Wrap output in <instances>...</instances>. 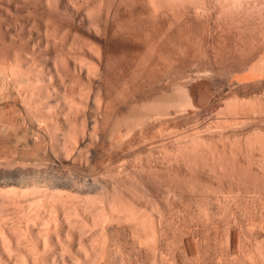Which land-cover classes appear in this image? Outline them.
I'll list each match as a JSON object with an SVG mask.
<instances>
[{"label":"rangeland","instance_id":"1","mask_svg":"<svg viewBox=\"0 0 264 264\" xmlns=\"http://www.w3.org/2000/svg\"><path fill=\"white\" fill-rule=\"evenodd\" d=\"M146 1L0 0V117L3 114L0 121H5V123L0 122V135H2L0 136V146L2 147H0V164L12 163L17 167L12 166V169L7 170L17 171L20 167L19 164L26 163L34 171L38 167H33V165L38 162L45 164L47 161L48 164L50 163L48 160L53 159V156L55 159L65 157L62 149L68 144L67 135L71 131H75L76 126L82 124L80 119L83 118L81 117L83 113L80 114L82 111L80 109L85 107H79L80 109L77 107L84 104L87 110L85 108L86 112H82L87 114L84 116L89 118V123L94 124L95 119L92 117H95L100 111L97 108L98 111L95 113L98 102L94 100L97 98L98 101V98L102 99L103 97L104 102L100 99L103 106H101V110L108 108L104 112L110 114H105V117V115L103 116L104 112H99L98 115L101 117L98 115L95 117L96 120L97 118L99 121L101 120L100 124L98 123L99 128H101V124L102 127H106L105 131L98 129L101 130V134L98 131L99 139L101 138L103 141H99L101 144L99 142L91 144L88 150L89 147H86L85 152L83 151L84 157L88 154L89 156H87L94 162L91 164L92 167L80 170L83 173L87 172L86 175L95 173L98 179L103 178L99 181L104 184L109 178L107 181L109 183L106 182L108 186L110 185L109 187L113 185L112 178L116 177V179H125L131 184L127 189L121 190V196L126 197V200L129 198L127 201L131 200L134 205L136 204L135 207L140 208L137 209L141 211L142 214L139 212L141 217H145L141 219L142 222L145 221L143 224L146 225L144 226L147 231V226H150L152 221L159 226L158 234H162L161 236L159 234L158 240L160 241L157 245L162 250V247H165L166 253L163 263L264 264V0H158L160 2L158 13H151ZM161 11L163 12L161 13ZM129 17L131 20L134 19L131 21ZM143 27L144 29H141ZM100 46L102 50H100ZM99 50L101 54L98 52ZM101 57L102 60H100ZM100 62L102 68L98 66L101 64ZM80 63H83L85 68ZM86 64H90L91 67L93 65V69L96 65L97 68H100L96 69L99 71L98 78L87 75L88 66H85ZM101 70H104L105 73ZM17 74H20L19 77ZM95 74L98 75V73ZM101 74L102 79L100 78ZM103 74L105 75L103 76ZM94 78L97 81L101 80L100 83ZM17 80L24 85L19 84ZM166 82H170L169 85L165 86ZM149 84H154L155 87ZM84 92L86 95L89 92L90 102L89 99H86L88 97L83 94ZM97 93H100L99 96ZM66 94L69 101L66 100ZM137 98L138 105L135 102ZM109 100L110 102H108ZM71 101L77 104L81 102V105L79 103L77 106ZM125 102L127 103L125 104ZM69 104L72 106L70 107ZM99 104L101 105V103ZM73 105L75 106L73 107ZM71 108H74V112ZM78 111L80 112L76 114ZM160 113L161 115H159ZM87 117L83 119L88 121ZM33 118L34 120H31ZM92 119L94 120L92 121ZM134 120H136L135 123H139V127L135 128L138 133L135 130L136 133L132 131L129 134L130 138L127 140H130L131 146L129 145L127 150L122 151L121 142L117 141L118 137L115 135L114 139L110 137L112 136L111 131L114 129L118 131L121 121L132 123ZM41 121H46V124ZM86 122L84 123L87 124ZM33 124L35 125L33 126ZM36 125L44 126L42 127V131L44 130L41 133L42 136L40 139L37 137V142L36 136L34 138L33 134L38 133L34 132L37 128ZM4 126L10 131L7 132L6 129L1 131ZM13 127H16L18 134L23 137L22 144L17 151L19 154L9 148L12 147L10 144L16 140ZM45 130H48V136ZM53 130L56 131L55 134L58 133V137L54 138L53 136L52 141ZM4 131L7 132V136H4ZM104 132L105 138H103ZM45 135L47 137H44ZM56 138H59L58 141ZM110 139L114 140L113 144ZM116 141L118 144L115 143ZM21 145H24L23 149ZM37 145L39 149H37ZM92 145H98L95 147L99 149L97 150ZM81 147L82 150L85 149L83 145ZM177 152H180L179 155ZM73 154L75 156L76 153ZM35 160L36 162H34ZM123 161L127 163L125 167L128 169L130 167L129 174L131 171L133 177L136 175L135 178L140 179V182L142 180L148 182L147 174L152 170L151 174L155 176L152 175L154 178L150 179L151 184L148 182L146 186L145 182L140 183L137 180H133L135 184H132L134 178H126L125 171H122L121 163L123 164ZM93 165L94 169L96 168L95 171H91ZM75 168L76 166L67 165L59 170L62 169L66 174H70L72 171L71 174H74L77 172ZM80 170L78 169V171ZM27 172L25 170L23 173ZM82 172L81 174H83ZM31 173L33 172L31 171ZM31 173H29L30 178L32 177ZM101 173L103 177H99ZM51 175L49 174L48 177ZM48 177L45 178V181L41 179L39 181L46 182L47 186L46 180L50 178ZM162 178H165V182ZM130 179L131 182H129ZM40 182L37 183L38 185L35 183V186L31 182V186L29 185L25 189L14 186L19 190H16V194L22 189V192L28 189V196L25 195V197L26 193L20 192V196L21 193L23 195L20 199L27 200L29 198V202L32 203V193L34 196H39L40 192L46 190L44 183L43 186L40 185L42 188H39ZM132 185L136 186V194L133 192V188H130ZM14 187L2 188L0 192H11L13 190L9 191L8 189H14ZM30 188L43 190L35 191L34 194L29 190ZM30 192L32 193L30 194ZM32 204H29L30 207ZM4 208L7 209V207ZM34 208L36 206H32L30 209ZM45 208L42 209L46 210ZM8 209L12 210L13 208L9 207ZM42 209L40 210L43 212ZM46 211L43 213L48 212ZM2 215L0 217H3ZM31 215L34 214L31 213ZM13 216L15 217V215H9L10 218L3 217V224H5L4 219L7 223L10 221L9 225L5 224L9 226L7 232L9 235L18 237L20 231L16 230L13 233L16 228L13 225L16 222L21 223L15 221L18 219ZM17 223L15 226L19 225ZM30 223H33V227L30 225L32 231L44 226V224L39 226V223L41 224L39 220H33ZM22 225L25 226L24 222ZM122 225L123 233L119 232L115 234V237L120 240V242L118 241L120 244L122 242V245L127 247L121 245V249L124 248L121 251L122 255L111 254V264H144L145 260V264H152L155 253L160 254V251L157 249L159 252H155L151 249L153 253L155 252L152 254L150 249H144V253L140 252V256H135L139 252L135 253L130 245V240L129 244L126 243L128 237L124 231L127 229V225ZM1 226L0 223V228ZM45 228L47 227L45 226ZM14 237L11 239L13 244L15 242L13 246L16 251H11L13 256L10 253V258L9 253L0 248V264L3 261H5L3 264H24L30 257V253L28 254V250L24 246H17V240ZM38 240L39 238L35 240L36 243ZM163 240L165 243L169 240L167 247ZM56 241L46 253L48 256L45 257L47 261L44 264H53V262L61 264V259L60 261L53 257L58 255L60 250V243ZM160 243L161 247H159ZM19 244L22 243L19 241ZM52 248L56 250L53 251ZM52 251L53 253H51ZM24 257L26 260H23ZM137 257L141 258L137 259ZM159 262L161 260L158 261V264H161Z\"/></svg>","mask_w":264,"mask_h":264},{"label":"bare ground","instance_id":"2","mask_svg":"<svg viewBox=\"0 0 264 264\" xmlns=\"http://www.w3.org/2000/svg\"><path fill=\"white\" fill-rule=\"evenodd\" d=\"M137 1V0H136ZM141 1V0H140ZM229 1V0H228ZM71 2V1H70ZM148 2V4H149V7H150V9H151V13L152 12H156V13H158V10L160 9V2H158V0H147L146 1V3ZM167 2V1H166ZM166 2H164L166 5H167V3ZM130 3H131V1H130ZM71 4V3H70ZM147 4V5H148ZM68 5V4H67ZM73 5V4H72ZM133 5V4H132ZM57 6V5H56ZM131 6V5H130ZM74 7V6H73ZM166 7V6H165ZM148 8V7H147ZM146 8V9H147ZM163 8V7H162ZM161 8V9H162ZM133 9V8H132ZM149 10V9H148ZM163 10V9H162ZM150 11V10H149ZM145 12V11H144ZM148 12V11H147ZM163 11H161V13H162ZM164 12H165V10H164ZM75 13V12H74ZM160 13V14H161ZM171 13V12H170ZM147 14V13H146ZM155 14V13H154ZM167 14V13H166ZM172 14V13H171ZM71 15V14H70ZM78 15V14H77ZM130 15V14H129ZM145 15V14H144ZM132 16V15H131ZM158 16V15H157ZM156 16V17H157ZM133 17V16H132ZM154 17V16H153ZM152 17V18H153ZM72 18H74V17H72ZM79 18V17H78ZM146 18V17H145ZM163 18V17H162ZM75 19V18H74ZM129 19H130V17H129ZM134 19V18H133ZM132 19V20H133ZM153 19H156V18H153ZM126 20V19H125ZM131 20V19H130ZM129 20V21H130ZM131 20V21H132ZM159 20V19H158ZM121 21V20H120ZM83 22V21H82ZM138 22V21H137ZM142 22V21H141ZM155 22V21H154ZM121 23V22H120ZM127 23V22H126ZM150 23V22H149ZM167 23V22H166ZM87 24V23H86ZM137 25V24H136ZM146 25V24H145ZM169 25V24H168ZM80 26V25H79ZM125 26V25H124ZM158 26V25H157ZM160 26V25H159ZM167 26V25H166ZM85 27V26H84ZM97 27V26H96ZM95 27V28H96ZM71 28H73V27H71ZM80 28V27H79ZM122 28V27H121ZM162 28H163V26H162ZM116 29V28H115ZM141 29H144V27L143 28H141ZM154 29V28H153ZM166 29V28H165ZM74 30V29H73ZM147 30V29H146ZM145 30V31H146ZM163 30H164V28H163ZM82 31V30H81ZM80 31V32H81ZM96 31V30H95ZM152 31H155V30H152ZM158 31V30H157ZM161 31V30H160ZM256 31V30H255ZM101 32V31H100ZM105 32V31H104ZM142 32V31H141ZM96 33H97V31H96ZM110 33V32H109ZM119 33V32H118ZM140 33V32H139ZM146 33V32H145ZM148 33V32H147ZM166 33H167V30H166ZM99 34V33H98ZM101 34V33H100ZM126 34V33H125ZM130 34V33H129ZM162 34V33H161ZM143 35V34H142ZM145 35V34H144ZM159 35V34H158ZM166 35V34H165ZM164 35V36H165ZM168 35V34H167ZM114 36V35H113ZM154 36V35H153ZM162 36V35H161ZM99 37H100V35H99ZM112 37V36H111ZM130 37V36H129ZM163 37V36H162ZM113 38V37H112ZM116 38V37H115ZM117 38H118V36H117ZM124 38H126V37H124ZM124 38H123V40H124ZM144 38V37H143ZM156 38V37H155ZM120 39V38H119ZM121 39H122V36H121ZM101 40H103V39H101ZM138 40V39H137ZM170 40V39H169ZM126 41V40H125ZM132 41H133V39H132ZM144 41V40H143ZM157 41V40H156ZM138 42V41H137ZM123 43V42H122ZM142 43V42H141ZM148 43V42H147ZM158 44V43H157ZM147 46V45H146ZM166 46V45H165ZM235 46V45H234ZM101 47V46H100ZM122 47V46H121ZM163 47V46H162ZM118 48V47H117ZM136 48V47H135ZM232 48V47H231ZM98 49H99V47H98ZM114 49H116V48H114ZM129 49V48H128ZM145 49V48H144ZM162 49V48H161ZM236 49V48H235ZM95 50V49H94ZM100 50H102V47H101V49ZM100 50L98 51L100 54H101V52H100ZM247 50V49H246ZM97 51V50H96ZM110 51V50H109ZM153 51V50H152ZM237 51V50H236ZM239 51V50H238ZM249 51V50H248ZM247 51V52H248ZM92 53H93V49H92V51H91ZM98 52H94L95 54H97ZM133 52V51H132ZM165 53V52H164ZM231 53V52H230ZM118 54V53H117ZM131 54H133V53H131ZM158 54H160V53H158ZM163 54V53H162ZM251 54V53H250ZM134 55H135V53H134ZM150 55V54H149ZM95 56H99V55H95ZM146 56V55H145ZM152 56V55H151ZM159 56V55H158ZM100 57V56H99ZM98 57V58H99ZM122 58V57H121ZM159 59H161V58H159ZM99 60V59H98ZM100 60H102V57H101V59ZM99 60V61H100ZM155 60V59H154ZM166 60V59H165ZM169 60V59H168ZM167 61V60H166ZM167 62H169V61H167ZM77 63H78V61H77ZM92 63H94V62H92ZM101 63V62H100ZM80 64H82L81 66L82 67H84V65H83V63H80ZM79 64V65H80ZM105 64V63H104ZM164 64H166V62H164ZM64 65V64H63ZM90 65V64H89ZM88 64H86L85 66H88L87 67V70H86V72H87V75L89 76V77H99V71L98 70H96V69H100V68H102V63L100 64V65H98L100 68H97L96 66H94L95 68L93 69V65H92V67L91 66H89ZM108 65V64H107ZM154 65V64H153ZM167 65V64H166ZM68 66V65H67ZM146 66H148V65H146ZM168 66V65H167ZM65 67V66H64ZM81 67V68H82ZM104 67V66H103ZM123 67V66H122ZM85 68V67H84ZM147 68V67H146ZM151 68V67H150ZM129 69V68H128ZM160 69V68H159ZM164 69H166V68H164ZM81 70V69H80ZM84 70V69H83ZM166 70H169V69H166ZM166 70H165V72H166ZM15 71V70H14ZM67 71V70H66ZM75 71H76V69H75ZM102 72L104 71V70H101ZM100 71V72H101ZM149 71V70H148ZM147 71V72H148ZM11 72V71H10ZM12 72H13V70H12ZM11 72V73H12ZM71 72V71H70ZM109 72V71H108ZM164 71H163V73H165ZM10 73V74H11ZM15 75H16V73L15 72H13ZM12 73V74H13ZM95 73H98V75L97 74H95ZM104 73H105V71H104ZM149 73V72H148ZM169 73V72H168ZM3 74V73H2ZM7 74V73H6ZM11 74V75H12ZM124 74V73H123ZM131 74V73H130ZM167 74V73H166ZM5 75V74H4ZM9 75V74H8ZM7 75V76H8ZM14 75V76H15ZM18 75H20V74H17V76ZM22 75V74H21ZM93 75H95V76H93ZM105 74H103V76H104ZM109 75V74H108ZM162 75V74H161ZM2 76V75H1ZM17 76H15V77H17ZM101 76H102V74L100 75V78H101ZM122 76H124V75H122ZM142 76V75H141ZM144 76V75H143ZM157 76V75H156ZM165 76V75H164ZM19 77V76H18ZM17 77V78H18ZM97 77V78H98ZM137 77V76H136ZM158 77V76H157ZM5 78V77H4ZM8 78V77H7ZM21 79L23 78L22 76L20 77ZM125 78V77H124ZM163 79H165L164 77H162ZM170 78V77H169ZM10 79H11V77H10ZM20 79V80H21ZM102 79V78H101ZM144 79V78H143ZM6 80V79H5ZM19 80V79H18ZM18 80H17V82H18ZM25 80V79H24ZM91 80V79H90ZM94 80H95V78H94ZM125 80V79H124ZM131 80H132V78H131ZM150 80V79H149ZM161 80V79H160ZM169 80V79H168ZM95 81H97V79L95 80ZM98 81H99V83H100V81L101 80H99L98 79ZM97 81V82H98ZM148 81V80H147ZM152 81H154V80H152ZM167 81V80H166ZM239 81V80H238ZM13 82V81H12ZM15 82V81H14ZM16 82V83H17ZM25 82V81H24ZM90 82H92V81H90ZM127 82V81H126ZM146 82V81H145ZM19 84H23L22 82L20 83V81L18 82ZM153 83V82H152ZM160 83V82H159ZM162 83V82H161ZM164 83H165V81H164ZM168 83H170V82H168ZM167 82H166V84H165V86L168 84ZM3 85H4V83H2ZM25 84H26V82H25ZM29 84V83H28ZM137 84V83H136ZM136 84H135V86H136ZM24 85V84H23ZM108 85V84H107ZM131 85V84H130ZM150 85V84H149ZM156 85H158V84H156ZM169 85V84H168ZM17 86V85H16ZM22 86V85H21ZM20 86V87H21ZM98 86V85H97ZM142 86V85H141ZM145 86V85H144ZM147 86H148V84H147ZM150 86H154V84L152 85H150ZM5 87V86H4ZM19 87V86H18ZM17 87V88H18ZM155 87V86H154ZM100 88V87H99ZM117 88V87H116ZM133 88V87H132ZM131 88V89H132ZM139 88V87H138ZM137 88V89H138ZM145 88V87H144ZM165 88V87H164ZM143 89V88H142ZM149 89V88H148ZM101 90H102V88H101ZM106 90V89H105ZM146 90V89H145ZM66 91V90H65ZM90 91V90H89ZM98 91H100L99 89H98ZM133 91H134V89H133ZM137 91V90H136ZM153 91V90H152ZM159 91V90H158ZM164 91H165V89H164ZM129 92V91H128ZM131 92V91H130ZM135 92V91H134ZM139 92V91H138ZM26 93V92H25ZM67 93V92H66ZM86 92H84L83 94H85ZM101 93V92H100ZM99 93V94H100ZM111 93V92H110ZM122 93V92H121ZM153 93V92H152ZM151 93V94H152ZM157 93V92H156ZM166 93V92H165ZM71 94V93H70ZM87 94L88 95H86L87 97L89 96V92H87ZM99 94L97 93V96H99ZM109 94V93H108ZM135 95H137L136 93H134ZM133 94V95H134ZM162 94H163V92H162ZM161 94V95H162ZM167 94V93H166ZM26 95V94H25ZM82 95V94H81ZM84 95V96H85ZM131 95H132V93H131ZM145 95V94H144ZM147 96L149 95V93L148 94H146ZM153 95V94H152ZM151 95V96H152ZM66 96V100L68 99V97H67V94L65 95ZM64 96V97H65ZM86 96H85V98H86ZM91 96V95H90ZM97 96H95V97H97ZM101 97H102V95H100ZM113 96V95H112ZM116 96V95H115ZM119 96V95H118ZM147 96H146V98H147ZM26 97V96H25ZM70 97V96H69ZM83 97V96H82ZM81 97V98H82ZM153 97V96H152ZM80 98V99H81ZM109 98V97H108ZM128 98H129V96H128ZM127 98V99H128ZM145 98V97H144ZM151 98V97H150ZM154 98V97H153ZM25 99H27V98H25ZM86 99H89V97L88 98H86ZM95 99V98H94ZM93 99V100H94ZM97 99V98H96ZM94 100V101H96V102H98V104H96V105H94V106H96L95 108L97 109H100V111H98V109L95 111V113L97 112V114L95 115V117H97V115L99 114V112H104L105 110H107L108 108H104L105 110H101V106H102V99H103V97H102V99L101 98H98L99 100L97 101V100ZM102 101H101V100ZM123 99V98H122ZM125 99V98H124ZM133 99V98H132ZM83 100H84V98H83ZM92 100V101H93ZM106 100V99H105ZM27 101V100H26ZM67 101H69V100H67ZM82 101V100H81ZM99 101H101V102H99ZM107 101V100H106ZM105 101V102H106ZM113 101V100H112ZM127 101V100H126ZM138 101V98H137V100L135 101V102H137ZM85 102H87L86 100H85ZM89 102H90V99H89ZM95 102V103H96ZM104 102V101H103ZM108 102H110V100L108 101ZM129 102V101H128ZM135 102L133 101V103L135 104ZM143 102V101H142ZM149 102V101H148ZM64 103H66V102H64ZM69 103V102H68ZM71 103H74V104H77V103H75V102H72L71 101ZM80 103V104H79ZM78 104L79 105H81V102H79ZM83 103V102H82ZM92 103V102H91ZM95 103H93V104H95ZM99 103H101V105L99 104ZM127 102H125V104H126ZM78 104H77V106H78ZM85 104H87V103H85ZM104 104V103H103ZM113 104V103H112ZM124 104V103H123ZM137 105H138V102L136 103ZM135 104V105H136ZM145 104H146V102H145ZM148 104V103H147ZM25 105V104H24ZM68 105V104H67ZM88 105V104H87ZM104 105H106V104H104ZM108 105V104H107ZM106 105V106H107ZM109 105H111V104H109ZM122 105V104H121ZM130 105H132L131 103H130ZM69 106L71 107L72 106V104L70 105L69 104ZM75 105H73V107H74ZM133 106V105H132ZM26 107V106H25ZM83 108V107H85L86 108V106H84V104H83V106H78L77 107V109L78 108ZM103 107V106H102ZM124 107V106H123ZM134 107V106H133ZM140 107V106H139ZM19 108V107H18ZM79 108V109H80ZM85 108L84 109H80V111L82 110V111H84L85 110ZM136 108V107H135ZM71 109H73V112H74V108H71ZM75 109H76V107H75ZM77 109H76V111H77ZM89 109V108H88ZM113 109H115V108H113ZM112 109V110H113ZM127 109H128V106H127ZM132 110H134L133 108H131ZM130 109V110H131ZM4 110V109H3ZM8 110V109H7ZM26 110V109H25ZM68 110V109H67ZM86 110H87V108H86ZM95 110V109H94ZM111 110V111H112ZM118 110V109H117ZM166 110H167V108H166ZM6 111V110H5ZM72 111V110H71ZM71 111H69V112H71ZM80 111H78L76 114H78ZM80 112V114L81 113H83L82 114V116L81 117H83L84 119H86V117L87 116H84L86 113H84V112H86V111H84V112ZM125 111V110H124ZM7 112V111H6ZM11 112V111H10ZM9 112V113H10ZM15 112V111H14ZM21 112V111H20ZM69 112H67V113H69ZM113 112V111H112ZM134 112V111H133ZM166 112V111H165ZM165 112H164V114H165ZM2 113H3V111H2ZM5 113V112H4ZM8 113V114H9ZM11 113H13V112H11ZM66 113V112H65ZM66 113V114H67ZM109 112H107V113H103V116L105 115V114H108ZM132 113V112H131ZM93 114V113H92ZM110 114V113H109ZM113 114V113H112ZM115 114V113H114ZM113 114V115H114ZM126 114V113H125ZM129 115H130V113H128ZM132 114H134V113H132ZM2 116H3V114H1ZM11 115V114H10ZM13 115V114H12ZM33 115V114H32ZM70 115V114H69ZM87 115V114H86ZM102 115V114H101ZM157 115V114H156ZM155 115V116H156ZM159 115H161V113L159 114ZM162 115H163V113H162ZM166 115V114H165ZM2 116L0 117V120H1V118H2ZM91 116V115H90ZM151 116V115H150ZM164 116V115H163ZM5 117V116H4ZM7 117H9L10 118V116H8L7 115ZM26 117H27V115H26ZM79 117V116H78ZM95 117H92V118H94V119H92V121L94 120V124H91V123H89V118L87 117V119H88V121L87 120H84L83 118L82 119H80V121H82V124H80V126H76L77 128V130L75 129V131L73 132V131H71V133L70 134H68L67 135V140H68V144L66 145V146H64V149H62V151H64V153H63V155H65V157H63V158H57V159H55V156H53L54 158L53 159H49L48 160V162L50 161V163H46L45 162V164L44 163H42V162H38V163H36V164H34L33 165V167L35 166L36 168L38 167V169H35L34 171L33 170H31L30 168H29V164H26V163H22V164H19L20 165V167H18V169H17V171H13V170H11V171H8L7 169H9L10 170V168L12 169L13 167H15L16 165H13L12 163L11 164H0V189H2V188H8L9 186H12V188L14 187V186H18V187H23L24 189H25V187L27 188L29 185L31 186V184H33L34 186H35V183L37 184L38 182H40L39 180L41 179V180H44L45 181V178H47L48 177V175L49 174H52L51 175V177L49 178L50 179V181L48 182V180H46L47 181V183L49 184V186H48V184H47V186L45 185L46 184V182L44 183V185L46 186V190H45V192H43L41 189V191L42 192H40V195L39 194H37V195H39V196H34L33 195V193L32 192H30V194L32 193V199H31V202L33 203H30L29 201V198L27 199V200H22V199H20L23 195H22V193L24 192H22V190L20 191V192H22L21 193V196H20V192H17L18 194H16V190H18V189H16L15 187H14V189H12V188H9L8 190L9 191H11V190H13V191H11V192H8V193H6V192H4L3 193V191H1L0 193V202L3 200V202H1L0 203V207L2 208H0V214L2 215V213H3V217L5 218H10L9 217V215H15V217H17V219L18 220H15V221H20V223L21 224H19V223H17V224H19L18 226H15V224L13 225L14 226V228H15V230H14V232L13 233H15V231L16 230H18V231H20L18 234H19V236L18 237H14L15 235H9V233L7 232V230L9 229V226H6L5 224H8L7 223V221H6V219H4L5 220V224H3L4 223V221H3V217H0V223L2 224V226H1V228H0V242H1V245H0V248H3L4 250H5V252L7 253H9V257H10V253H11V255H12V252H13V250H14V246L13 245H15V242H14V244L12 243L13 241H12V239L11 238H16V240L18 241V243H17V241H16V244H17V246L19 247V246H24L27 250H28V254L30 255V259H29V263H28V259L26 260L25 259V257H24V259L23 260H26L25 262L24 261H22V262H24V264L26 263V264H44V263H46V261H47V259L45 258V257H47L48 256V254H46V253H48V251L50 250V248H51V245H53L54 244V242L56 241V242H59L60 244V247H59V252H58V249H57V252L59 253H57L58 255H56V256H53V257H55L56 259L58 258L61 262V264H111V261H110V256H111V254H114V255H122L121 254V251H123L124 250V248H123V250L121 249L123 246H125V245H122V242H121V244L119 243L120 242V240H118V238L117 237H115V234H118L119 232H122L121 231V225L122 224H126L127 225V229L124 231L123 229V231L125 232L124 234H126V236L128 237V240H126L127 242L126 243H128V241L130 240V242H131V244L130 245H132V249L133 250H135V253H136V251L137 252H139V253H137V255H135V256H140V252H143L144 251V249H150L149 251H150V253H152V254H154L155 252H157L158 250L160 251V254H158V253H155V257H154V260H152L153 262H154V264H158V261H160L161 260V262H159V263H161V264H164L163 262H164V258L166 257L165 256V247H162L163 248V250L160 248H158V245H159V242L158 241H160V240H158L160 237H159V234H160V236H161V234L162 233H159L158 234V228H159V226L158 225H156L155 223L156 222H151L150 223V226L148 225L147 226V228H148V231H147V229H145L146 227V225L145 224H143L144 222H142L143 220L141 219L142 217H141V215H140V213H141V211H138V209L137 208H139V207H135L136 206V204L134 205V203L131 201V200H129V201H131V202H129V201H127L126 200V197L125 198H123V195L121 196V190L123 191V190H125V189H127L129 186H131V184H129L125 179V181L122 179H116V178H112V180H113V185L111 186V187H109L107 184H106V182L109 180V178L107 179V181L105 182V184L104 183H102L101 181H99V179L101 180V179H103V178H97V176L95 175V173H91V174H89V175H86V173L84 172H82V170H80V169H85V168H89V166H91L92 167V163L94 162V161H92V160H90L91 158H89L88 156V154H86V157H84V154H83V151L85 152V150H86V147H89V148H87V150L88 149H90V147H91V144H95V143H98L99 141L101 142V141H103V140H101V138L99 139V133L101 134V130H104L105 131V128L106 127H102V124H101V128H99V126L100 125H98V123L101 121H99L98 120V118H97V120H96V118ZM98 117H101L100 115H98ZM105 117H106V115H105ZM152 117V116H151ZM150 117V118H151ZM166 117V116H165ZM6 118V117H5ZM31 118V117H30ZM80 118V117H79ZM91 118V117H90ZM11 119V118H10ZM99 119H101V118H99ZM110 119V118H109ZM135 119V118H134ZM166 119V118H165ZM167 119H169V118H167ZM31 120H34V118L33 119H31ZM84 120V121H83ZM91 120V119H90ZM122 120V119H121ZM162 120V119H161ZM4 123H5V121L4 120H2ZM2 121H0V122H2ZM10 121V120H9ZM37 121H38V119H37ZM69 121V120H68ZM87 121V122H86ZM135 121L136 120H134V122H132V123H130V122H123V121H121V126L119 127L120 129L117 131V129H114L113 131H111L110 133H111V135L112 136H110L111 138H113V137H118V140L117 141H120L121 143V150L123 151V150H127V148H128V146L130 145L129 144V142H130V140H127L128 138H130V136H129V134L132 132V131H134L135 132V130H136V132L138 131L137 129H135L136 127H139V123H135ZM2 122V123H3ZM29 122V121H28ZM36 122V120L34 121V123ZM42 122V121H41ZM46 122V121H45ZM45 122H42L43 124L45 123ZM84 122H86L87 124H85ZM123 122V123H122ZM7 123H8V121H7ZM27 123V122H26ZM31 123H33V122H31ZM31 123H29V124H31ZM38 123H40V122H38ZM38 123H36V124H38ZM41 123V124H42ZM49 123V122H48ZM73 123V122H72ZM77 123V122H76ZM79 123V122H78ZM77 123V124H78ZM81 123V122H80ZM89 123V124H88ZM15 124V123H14ZM46 124V123H45ZM100 124V123H99ZM2 125V124H1ZM6 125V124H5ZM11 126H12V124H10ZM17 125H18V123H17ZM17 125H16V127H17ZM26 125V124H25ZM35 124H33V126H34ZM105 125H107V124H105ZM162 125V124H161ZM15 126V125H14ZM29 126V125H28ZM33 126L31 125V128L33 129ZM37 126V125H36ZM47 126H49V125H47ZM108 126V125H107ZM7 127H8V125H7ZM16 127H13V129H14V132L13 133H15L14 135H15V139L17 140H15L13 143H11L10 145L12 146V147H9L10 149H12L11 151H18V148H19V146H20V144H22V136H20L19 134H18V132H17V128ZM42 127H44V126H42V125H39V126H37V128H36V130H35V128H34V132H38V133H33L34 134V138H35V136H36V142L38 141L37 139V137H39V139H40V137L42 136L41 135V133L44 131H42ZM46 127V126H45ZM51 127V126H50ZM67 127V126H66ZM9 128V127H8ZM8 128H5V126L3 127V128H1V131H3L4 129H6L5 131H7L8 130ZM20 128H22V127H20ZM24 128V127H23ZM22 128V129H23ZM27 128V127H26ZM53 128V127H52ZM56 128V127H55ZM69 128V127H68ZM73 128H74V125H73ZM108 128V127H107ZM113 128H114V126H113ZM112 128V129H113ZM19 129V128H18ZM45 129V128H44ZM49 129V128H48ZM51 129V128H50ZM54 129V128H53ZM72 129V128H71ZM98 129H101L100 131L98 130ZM111 129V130H112ZM140 129H142V128H140ZM139 129V130H140ZM25 130V129H24ZM29 130V129H28ZM52 130V129H51ZM69 130V129H68ZM116 130V131H115ZM4 131V132H5ZM10 131V129L7 131V132H9ZM33 131V130H32ZM46 132V134H47V136H48V130H45ZM54 131V130H53ZM67 131V130H66ZM91 131V132H90ZM98 131H99V133H98ZM4 132H3V134H4ZM7 132H5V134H4V136L7 134ZM11 132H12V129H11ZM16 132H17V134H16ZM51 132V131H50ZM55 132L56 131H54V132H52V134L54 133V135H52V141H53V139L58 135V133L57 134H55ZM65 132V131H64ZM73 132V133H72ZM135 132V133H136ZM45 133H43V134H45ZM66 133V132H65ZM134 133V134H135ZM138 133V132H137ZM1 134H2V132H1ZM12 134V133H11ZM59 134H60V132H59ZM104 134H105V132H104ZM142 134V133H141ZM14 135L12 134V137H14ZM25 135V134H24ZM115 135V136H114ZM0 136H2V135H0ZM7 136V135H6ZM32 136V135H31ZM46 135L44 136V137H47ZM50 136V135H49ZM53 136H54V138H53ZM132 136V135H131ZM135 136H137V135H135ZM9 137V136H8ZM58 137V136H57ZM62 137V136H61ZM106 137V134L104 135V137L103 138H105ZM134 137V136H133ZM18 138V139H17ZM33 138V137H32ZM51 138V137H50ZM2 139V138H1ZM9 139V138H8ZM42 139V138H41ZM59 139V138H58ZM58 139L56 138V141H58ZM114 139V138H113ZM134 139V138H133ZM111 140V139H110ZM136 140V139H135ZM166 140V139H165ZM24 141V140H23ZM108 141V140H107ZM111 141H112V143H111ZM110 141V143L111 144H113L114 142V140H111ZM117 141L115 142V143H117ZM132 141V140H131ZM161 141V140H160ZM2 142H4V141H2ZM12 142V141H11ZM99 142V143H100ZM133 142V141H132ZM40 143H41V141H40ZM56 143V142H55ZM131 143V142H130ZM134 143V142H133ZM166 143V142H165ZM6 144V143H5ZM78 144H81L80 146L78 145ZM101 144V143H100ZM106 144V143H105ZM118 144V143H117ZM116 144V145H117ZM152 144V143H151ZM167 144V143H166ZM165 144V145H166ZM9 145V146H10ZM36 145V144H35ZM40 145V144H39ZM84 146V150H82L83 148L81 147V146ZM193 145V144H192ZM22 146V145H21ZM24 146V145H23ZM22 146V149L24 148ZM56 146H58V145H56ZM62 146V145H61ZM93 147H95L94 145H92ZM98 146V145H97ZM96 146V147H97ZM109 146V145H108ZM112 147L113 146H115V145H111ZM118 146V145H117ZM131 146V145H130ZM186 146H188V145H186ZM189 146H191V145H189ZM1 147V146H0ZM4 147V146H3ZM29 147V146H28ZM95 147V148H96ZM154 147V146H153ZM166 147V146H165ZM184 147H185V145H184ZM2 148V147H1ZM5 148V147H4ZM7 148V147H6ZM59 148V147H58ZM82 148V149H81ZM111 148V147H110ZM139 148V147H138ZM162 148V147H161ZM186 148V147H185ZM21 149V148H20ZM22 149H21V151H22ZM37 149H39V147H38V145H37ZM92 149H94V148H92ZM91 149V150H92ZM97 149V148H96ZM99 149V148H98ZM97 149V150H98ZM106 149V148H105ZM115 149V148H114ZM135 149V148H134ZM34 150V149H33ZM58 150H60V149H58ZM90 150V151H91ZM128 150H130V149H128ZM162 150H164V149H162ZM167 151L169 150V149H166ZM185 151H187L186 149H184ZM194 150H195V148H194ZM3 151V150H2ZM20 151V152H21ZM39 151V150H38ZM52 151V150H51ZM61 151V150H60ZM94 151V150H93ZM121 151V152H122ZM132 151V150H131ZM131 151H130V153H131ZM135 151V150H134ZM133 151V152H134ZM178 151V150H177ZM181 151V150H180ZM5 152V151H4ZM170 152V151H169ZM184 152V151H183ZM187 152H190V151H187ZM191 152H192V150H191ZM18 153V152H17ZM73 153H76L75 154V156H74V154ZM90 153V152H89ZM110 153V152H109ZM115 153H117V152H115ZM178 154L177 155H179V153L180 152H177ZM19 154V153H18ZM59 154V153H58ZM62 154V153H61ZM165 154V153H164ZM88 155V156H87ZM91 156H92V154H90ZM166 155H168V153H166ZM165 155V156H166ZM188 155V154H187ZM21 156V155H20ZM35 156V155H34ZM111 156V155H110ZM151 156V155H150ZM24 157V156H23ZM73 157V158H72ZM170 157V156H169ZM181 157H182V155H181ZM183 157H184V153H183ZM19 159V158H18ZM123 159V158H122ZM185 159V158H184ZM263 159V158H262ZM103 160V159H102ZM133 160V159H132ZM131 160V161H132ZM139 160V159H138ZM142 160V159H141ZM154 160V159H153ZM179 160V159H178ZM124 161H126V160H124ZM123 161V164L125 163ZM186 161V160H185ZM11 162V161H10ZM22 162V161H21ZM34 162H36V160L34 161ZM33 162V163H34ZM101 162V161H100ZM121 162V161H120ZM127 162H128V158H127ZM32 163V162H31ZM30 163V164H31ZM97 164V163H96ZM99 164H101V163H99ZM98 164V165H99ZM104 164V163H103ZM106 164H109V163H106ZM112 164V163H111ZM118 164H119V162H118ZM122 163H121V166H122V171L124 172L125 171V176H127L126 178H134V179H132V181L133 180H137L135 177H136V175H134V177H133V175L131 174V171H130V174H129V169H130V167H129V169H128V167H125V165H127V163H125L124 165H123ZM137 164V163H136ZM17 165H18V163H17ZM18 165V166H19ZM70 166L71 167V165L72 166H76V170H77V172H75L74 174H71V172H70V174H66V173H63V170L61 171V170H59V168H65L66 166ZM94 165H95V163H94ZM94 165H93V169H94ZM135 165V164H134ZM166 165V164H165ZM168 165V164H167ZM13 166V167H12ZM28 166V167H27ZM119 166V165H118ZM143 166V165H142ZM152 166V165H151ZM17 167V166H16ZM95 167H96V165H95ZM102 167V166H101ZM135 167V166H134ZM29 168V170H31L33 173H31V171H29V170H27ZM108 168V167H107ZM109 168H110V165H109ZM118 168V167H117ZM127 168V169H126ZM136 168V167H135ZM146 168V167H145ZM150 168V167H149ZM33 169V168H32ZM40 169V170H39ZM41 169H43V171H41ZM78 169L83 173V174H81V172L80 171H78ZM91 169V168H90ZM91 170V171H95L96 170V168L94 169V170ZM100 169V168H99ZM105 169V168H104ZM134 169V168H133ZM137 169V168H136ZM152 169V168H151ZM15 170V169H14ZM26 170V172L28 171L29 173H31L32 174V177L30 178V174L27 172V173H23L24 171ZM102 170V169H101ZM108 170V169H107ZM114 170V169H113ZM140 170V169H139ZM149 170V169H148ZM65 171V170H64ZM83 171H85V170H83ZM121 171V170H120ZM121 171V172H122ZM150 171V170H149ZM89 172H90V170H89ZM122 172V173H123ZM132 172H134V171H132ZM69 173V172H68ZM77 173H79V174H77ZM106 173H107V171H106ZM118 173V172H117ZM116 173V174H117ZM142 173V172H141ZM151 173H152V170H151ZM151 173H149V174H147L148 176V182L150 181V179H153L154 177H152V175H154V174H151ZM109 174V173H108ZM121 174V173H120ZM124 174V173H123ZM146 174V173H145ZM91 175V176H90ZM97 175H98V172H97ZM103 174L101 173V176L99 175V177H103L102 176ZM132 175V176H131ZM28 176H29V178H28ZM45 176H47V177H45ZM118 176H119V174H118ZM129 176V177H128ZM150 176V177H149ZM155 176V175H154ZM166 176H167V173H166ZM41 177V178H40ZM42 177H45L44 179L42 178ZM107 177V176H106ZM121 177V176H120ZM105 178V177H104ZM139 178H141L142 179V177H139ZM156 178V177H155ZM131 179H130V181L129 182H131ZM163 179V178H162ZM165 179V178H164ZM164 179H163V181H164ZM140 180V179H139ZM139 180H137L138 182H140ZM167 180V179H166ZM136 181V182H137ZM143 181V183L145 182V185L146 184H148V182L147 181H144V180H142ZM141 181V182H142ZM155 181V180H154ZM153 181V182H154ZM162 181V182H163ZM32 182V183H31ZM134 182V183H133ZM133 182H131L132 184H135V181H133ZM140 182V183H141ZM165 182V181H164ZM168 182V181H167ZM31 183V184H30ZM43 183H42V181L40 182V184H39V188H42V187H40V185L42 184V186H43ZM107 183H109V182H107ZM143 183H142V185H143ZM129 184V185H128ZM149 184H151L150 182H149ZM32 185V186H33ZM38 185V184H37ZM164 185V184H163ZM135 186V185H134ZM141 186V185H140ZM147 186V185H146ZM37 187V186H36ZM165 187V186H164ZM167 187H168V185H167ZM130 188H133V192H135V194H136V191L135 190H137L136 189V186L135 187H133V185H132V187H130ZM130 188H129V190H130ZM138 188V187H137ZM35 189V190H34ZM33 190H32V188H30L29 190L30 191H33L34 192V194H35V191H40V190H38V188H34ZM37 189V190H36ZM141 189V188H140ZM7 190V191H8ZM132 190V189H131ZM141 190H143V189H141ZM19 191V190H18ZM27 191V192H26ZM168 191V190H167ZM138 192H139V190H138ZM142 192V191H141ZM24 193H26V194H24V196L25 195H27V193H28V189H26L25 190V192ZM39 193V192H38ZM129 193H130V191H129ZM29 194V193H28ZM131 194V193H130ZM139 194V193H138ZM168 194V193H167ZM132 195H133V193H132ZM28 196V195H27ZM33 196H34V198H33ZM135 196V195H134ZM137 196V195H136ZM26 197V196H25ZM26 199V198H25ZM126 201H125V200ZM166 202H168L167 200H166ZM132 203V204H131ZM27 204V205H26ZM32 204V206L34 207V206H36V208H34V209H32V210H34V211H32L30 208H32V206L30 207V205ZM29 205V206H28ZM11 207V209L12 210H10V209H8L9 207ZM4 207H7V209L9 210H7L6 208H4ZM39 207H41L40 209H42V208H44V207H46L45 209L48 211H46V210H43V212L44 211H46L47 213H43L40 209H37V208H39ZM4 209V210H3ZM5 209H6V212H5ZM140 209V208H139ZM12 211V212H11ZM140 212V213H139ZM31 213L32 214H34V215H31ZM142 214V213H141ZM146 214V213H145ZM166 214V213H165ZM0 215V216H1ZM4 215H6V216H4ZM14 217V216H13ZM12 217V218H13ZM14 217V218H15ZM14 218H13V220H14ZM143 218H145V217H143ZM147 219V218H146ZM145 219V220H146ZM150 219H151V217H150ZM155 219V218H154ZM9 220H11V219H9ZM33 220H39V221H41V224L39 223V226H42L43 224H44V226H42L43 228H41V227H38V230H31V227H30V225L32 226V224L30 223V222H32ZM2 221V222H1ZM150 221V220H149ZM148 221V222H149ZM156 221V220H155ZM164 220L162 219V222H163ZM12 223H13V221H11ZM24 222V225L25 226H23L22 225V223ZM29 222V223H28ZM38 222V221H37ZM147 222V223H148ZM168 222V221H167ZM26 223V224H25ZM49 223V224H48ZM60 223H61V225H60ZM35 224V223H34ZM38 224V223H37ZM161 224V223H160ZM163 224V223H162ZM168 224V223H167ZM6 227H5V226ZM9 225V224H8ZM12 225V224H11ZM10 225V226H11ZM48 225V226H47ZM52 225V227H49V226H51ZM145 225V226H144ZM36 226V225H35ZM45 226L47 227V228H45ZM123 226V225H122ZM165 226V228H166V225H164ZM8 227V228H7ZM33 227V226H32ZM37 227V226H36ZM35 228V227H34ZM126 228V227H125ZM165 228H163V229H165ZM13 229V228H12ZM146 230V231H145ZM161 230V229H160ZM10 231V230H9ZM38 231V232H37ZM146 232V233H145ZM162 232H165V231H162ZM123 233V232H122ZM166 233V232H165ZM11 234V233H10ZM168 234V233H167ZM123 235V234H122ZM121 235V236H122ZM166 235V234H165ZM10 236H12V237H10ZM17 236V235H16ZM169 236V235H168ZM184 236V235H183ZM36 237H38L39 238V240H38V243H36V241L35 240H37L38 238H36ZM123 237H124V235H123ZM166 237H167V235H166ZM126 238V237H125ZM163 239V238H162ZM161 239V240H162ZM125 240V239H124ZM123 240V241H124ZM165 240V239H164ZM163 240V242L165 243V241ZM19 241H20V243H22V244H19ZM119 241V242H118ZM169 241V240H168ZM167 241V242H168ZM184 241V240H183ZM125 242V241H124ZM167 242L165 243L166 244V247H167ZM163 243V245H165ZM19 244V245H18ZM39 244H41L40 246H39ZM120 244V245H119ZM124 244V243H123ZM129 244V243H128ZM127 244V245H128ZM158 244V245H157ZM121 245H122V247H121ZM161 243H160V246L159 247H161ZM182 245V244H181ZM180 245V246H181ZM24 247H23V249H24ZM125 247H127V246H125ZM21 248V247H20ZM57 248V247H56ZM26 249H24V250H26ZM137 249V250H136ZM154 250L155 252L153 253V251L152 250ZM158 249V250H157ZM167 249V248H166ZM26 250V251H27ZM52 250H53V248H52ZM56 249H54L53 251H55ZM132 250V251H133ZM162 250V251H161ZM168 250V249H167ZM166 250V251H167ZM185 250V249H184ZM12 251V252H11ZM14 251H16V250H14ZM20 251V250H19ZM53 251L51 252V253H53ZM127 251V250H126ZM125 251V252H126ZM131 251V252H132ZM147 251V250H146ZM145 251V252H146ZM152 251V252H151ZM158 251V252H159ZM164 251V252H163ZM4 252V253H5ZM25 252V251H24ZM50 253V252H49ZM124 253V252H123ZM133 253H134V251H133ZM134 253V254H135ZM144 253V252H143ZM143 253L141 254V256L143 257ZM148 253V252H147ZM194 253V252H193ZM25 254H27V253H25ZM56 254V253H55ZM132 254V253H131ZM139 254V255H138ZM170 254V253H169ZM151 255V254H150ZM13 256V255H12ZM20 256V255H19ZM113 256V255H112ZM127 256H129V255H127ZM133 256V255H132ZM160 256V257H159ZM170 256V255H169ZM16 257V256H15ZM18 257V256H17ZM123 257V256H122ZM11 258V257H10ZM22 258H23V256H22ZM44 258L46 259L45 261H44ZM54 258V259H55ZM131 258V257H130ZM129 258V259H130ZM138 258H141V257H137V259ZM3 259V258H2ZM17 259H19V258H17ZM16 259V260H17ZM54 259H53V261H54ZM112 259V258H111ZM127 259H128V257H127ZM135 259H136V257H135ZM169 259V258H168ZM132 260V259H131ZM1 261V260H0ZM20 261V260H19ZM124 262H125V260H123ZM130 261V260H129ZM129 261H128V263H129ZM138 261V260H137ZM140 261V260H139ZM146 261V260H145ZM145 261H143L144 262V264H145ZM147 261H149V260H147ZM3 262H5V261H3ZM3 262H2V264H3ZM21 262V263H22ZM153 262H152V264H153ZM57 264H58V262H56ZM55 263V264H56ZM140 263V262H139ZM53 264H54V262H53ZM141 264H143V263H141ZM147 264V263H146ZM169 264V263H168Z\"/></svg>","mask_w":264,"mask_h":264}]
</instances>
